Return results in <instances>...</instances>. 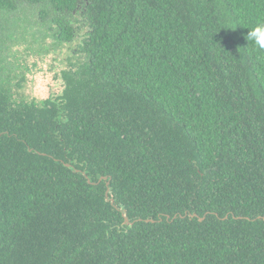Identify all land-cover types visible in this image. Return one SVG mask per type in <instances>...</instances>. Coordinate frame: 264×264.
<instances>
[{
    "label": "trees",
    "instance_id": "trees-1",
    "mask_svg": "<svg viewBox=\"0 0 264 264\" xmlns=\"http://www.w3.org/2000/svg\"><path fill=\"white\" fill-rule=\"evenodd\" d=\"M30 22L68 46L41 100L4 58ZM258 22L264 0H0V264H264Z\"/></svg>",
    "mask_w": 264,
    "mask_h": 264
},
{
    "label": "rangeland",
    "instance_id": "rangeland-1",
    "mask_svg": "<svg viewBox=\"0 0 264 264\" xmlns=\"http://www.w3.org/2000/svg\"><path fill=\"white\" fill-rule=\"evenodd\" d=\"M30 17L32 20L33 14ZM30 23L27 30H22V35L20 30L17 31L21 41L15 43L11 40L6 41L8 48L4 58L13 67L12 76L20 71L26 76L25 95L31 99L41 100L61 92L60 70L67 63L68 46L56 44L53 32L48 28ZM38 73L39 78L34 79Z\"/></svg>",
    "mask_w": 264,
    "mask_h": 264
},
{
    "label": "clouds",
    "instance_id": "clouds-1",
    "mask_svg": "<svg viewBox=\"0 0 264 264\" xmlns=\"http://www.w3.org/2000/svg\"><path fill=\"white\" fill-rule=\"evenodd\" d=\"M245 39L252 41L258 49L264 50V22H258L251 30H248ZM33 78L38 79L39 73Z\"/></svg>",
    "mask_w": 264,
    "mask_h": 264
},
{
    "label": "water",
    "instance_id": "water-1",
    "mask_svg": "<svg viewBox=\"0 0 264 264\" xmlns=\"http://www.w3.org/2000/svg\"><path fill=\"white\" fill-rule=\"evenodd\" d=\"M67 166H69L68 164H66ZM192 217H196V214H194V215H191ZM238 218H240V217H238ZM203 218H201L200 220H202ZM263 219H264V216H263ZM149 221V220H148ZM151 221V220H150ZM153 222V221H152ZM126 223H127V221H126Z\"/></svg>",
    "mask_w": 264,
    "mask_h": 264
}]
</instances>
